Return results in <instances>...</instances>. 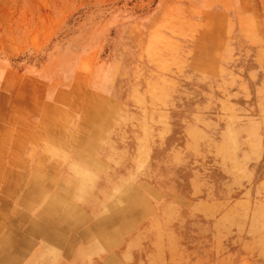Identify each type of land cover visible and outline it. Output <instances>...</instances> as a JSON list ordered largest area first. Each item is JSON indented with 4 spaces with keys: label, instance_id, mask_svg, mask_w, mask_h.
<instances>
[{
    "label": "rangeland",
    "instance_id": "374dc122",
    "mask_svg": "<svg viewBox=\"0 0 264 264\" xmlns=\"http://www.w3.org/2000/svg\"><path fill=\"white\" fill-rule=\"evenodd\" d=\"M97 91L115 264H264V0H0V132Z\"/></svg>",
    "mask_w": 264,
    "mask_h": 264
},
{
    "label": "crops",
    "instance_id": "0c3cea01",
    "mask_svg": "<svg viewBox=\"0 0 264 264\" xmlns=\"http://www.w3.org/2000/svg\"><path fill=\"white\" fill-rule=\"evenodd\" d=\"M97 93L110 105L94 116L39 105L36 121L0 132V264H115V200L86 187L115 175V99Z\"/></svg>",
    "mask_w": 264,
    "mask_h": 264
},
{
    "label": "clouds",
    "instance_id": "9594fccd",
    "mask_svg": "<svg viewBox=\"0 0 264 264\" xmlns=\"http://www.w3.org/2000/svg\"><path fill=\"white\" fill-rule=\"evenodd\" d=\"M74 172L78 175V176H84V175H86L85 173H83L80 169H78V168H75L74 167Z\"/></svg>",
    "mask_w": 264,
    "mask_h": 264
}]
</instances>
